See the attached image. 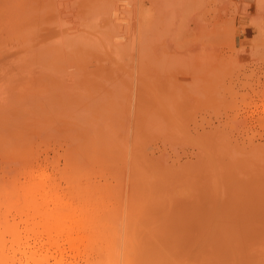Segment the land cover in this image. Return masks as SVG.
Segmentation results:
<instances>
[{"label":"rangeland","instance_id":"obj_1","mask_svg":"<svg viewBox=\"0 0 264 264\" xmlns=\"http://www.w3.org/2000/svg\"><path fill=\"white\" fill-rule=\"evenodd\" d=\"M67 154L165 264H264V0H0V186Z\"/></svg>","mask_w":264,"mask_h":264},{"label":"bare ground","instance_id":"obj_2","mask_svg":"<svg viewBox=\"0 0 264 264\" xmlns=\"http://www.w3.org/2000/svg\"><path fill=\"white\" fill-rule=\"evenodd\" d=\"M83 151L87 159L89 151ZM63 163V189L46 172L24 183L13 178L1 184L0 264H165L158 246L147 244L144 234L129 232L130 212L101 200L107 190L89 184L84 163L68 154Z\"/></svg>","mask_w":264,"mask_h":264}]
</instances>
